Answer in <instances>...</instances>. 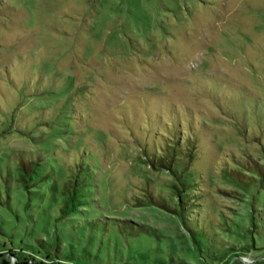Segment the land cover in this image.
I'll return each mask as SVG.
<instances>
[{
  "label": "rangeland",
  "instance_id": "obj_1",
  "mask_svg": "<svg viewBox=\"0 0 264 264\" xmlns=\"http://www.w3.org/2000/svg\"><path fill=\"white\" fill-rule=\"evenodd\" d=\"M172 123L201 135L194 167L226 220L199 234L201 247L143 195L149 185L173 200L169 174L140 148ZM263 124L264 0H0V252L49 254L44 264H264V228L253 246L246 234L256 188L222 171L258 155ZM22 155L40 164L29 189ZM95 160L105 168L88 178L95 203L57 220V162Z\"/></svg>",
  "mask_w": 264,
  "mask_h": 264
},
{
  "label": "trees",
  "instance_id": "obj_2",
  "mask_svg": "<svg viewBox=\"0 0 264 264\" xmlns=\"http://www.w3.org/2000/svg\"><path fill=\"white\" fill-rule=\"evenodd\" d=\"M190 125H187L188 133L184 138L181 137V132L176 128L175 123H172L166 129V135L164 136L158 132L147 136V140L140 147L143 159L149 168L169 174L172 181L171 192L173 200L170 201L166 195L153 191L149 185L144 187L143 195L150 204L166 213L177 216L184 225L190 237L189 239L195 245L201 247L203 242L201 239L203 237H200L199 234H208L217 227L221 229V226L224 228L226 220H224L225 218L221 220L222 224L218 222L215 211L217 210L221 215L222 211L217 209V204L210 200L209 194L202 188L204 187L202 173L194 167L200 161L201 154L204 153L202 137L198 130L194 131ZM238 125L243 129L245 127L243 123ZM255 138L258 145L257 156H245L241 161L231 159L235 166L227 167L225 165L222 168L223 175L227 179L233 180L247 188H256L255 192L251 194L249 226L246 229L250 246L256 243V234L258 235L264 228V126L259 129L258 136ZM37 166H40L37 160H25L23 155L17 163L18 179L22 181V184L27 189L38 184V181H34L32 176V174H36ZM57 166L60 171L59 174L63 175L62 177L59 176L62 183L61 188L59 187L62 200L57 220H64L72 214H88L89 211L86 210L85 205L95 203L93 198L94 191L89 189V186H92V188L94 186L93 183L88 182V178L97 179L99 173H103L104 165L101 161L95 160V162L90 161L86 164L84 161L80 163L65 161L62 164L57 162ZM50 167L52 171L55 170L54 165L50 164ZM43 170L46 174L39 181L46 179L49 175L46 169ZM64 172L68 174L64 176ZM101 175L100 178H103L104 174ZM54 185L58 187L56 180H54ZM88 197L90 198L89 200H87ZM202 214L205 220L203 225L200 226L198 221H200L199 216H202ZM196 217H198V220ZM131 224L137 225L134 222H131ZM138 227L147 233L148 231L150 233L156 232L142 224H138ZM58 243L59 241L55 244L58 245ZM229 249L233 251L230 257L244 256V254H239L240 250ZM246 249L249 250L248 248ZM11 257L16 259L17 262L15 264H44L46 259H51L49 254L41 256L35 253L29 254L28 257L19 258L14 251L8 250L0 252V264H12Z\"/></svg>",
  "mask_w": 264,
  "mask_h": 264
}]
</instances>
